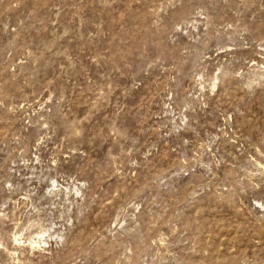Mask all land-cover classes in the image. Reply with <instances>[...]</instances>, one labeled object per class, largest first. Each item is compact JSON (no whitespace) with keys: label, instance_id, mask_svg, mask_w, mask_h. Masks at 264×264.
<instances>
[{"label":"rangeland","instance_id":"obj_1","mask_svg":"<svg viewBox=\"0 0 264 264\" xmlns=\"http://www.w3.org/2000/svg\"><path fill=\"white\" fill-rule=\"evenodd\" d=\"M0 264H264V0H0Z\"/></svg>","mask_w":264,"mask_h":264}]
</instances>
